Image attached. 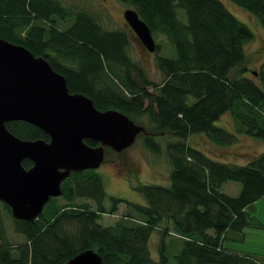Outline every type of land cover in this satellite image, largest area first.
<instances>
[{
  "label": "trees",
  "instance_id": "16d2710c",
  "mask_svg": "<svg viewBox=\"0 0 264 264\" xmlns=\"http://www.w3.org/2000/svg\"><path fill=\"white\" fill-rule=\"evenodd\" d=\"M119 1L137 11L154 39L164 36L170 45L173 56H165L156 43L162 84L153 83L129 56L125 32L107 30L87 11L73 12L60 0H0V38L44 57L66 77L71 93L89 97L97 109L117 110L133 121L150 113L154 133L141 139L148 151L161 154L159 134L179 138L170 153V186L137 184L146 205L111 197L108 210L102 176L86 170L63 182V195L53 198L35 222L15 220L0 202V264H66L86 250L98 252L103 264H264L224 245L248 228L264 229L252 216L264 198V152L241 166L215 161L187 142L195 134L220 147L236 144L239 136L264 142V66L238 70L246 65L245 47L254 33L220 0ZM230 1L264 28V0ZM255 72V78L248 76ZM226 113L233 133L215 125ZM7 128L22 140L49 141L25 122ZM23 165L32 167L29 160ZM230 182L240 184L237 196L223 192ZM82 199L95 208L79 203ZM122 203L128 211L119 221L99 223L104 214H117ZM4 212L25 239L18 246L9 241ZM159 230L163 238L155 261L149 243ZM170 236L176 239L166 242Z\"/></svg>",
  "mask_w": 264,
  "mask_h": 264
},
{
  "label": "water",
  "instance_id": "95a60500",
  "mask_svg": "<svg viewBox=\"0 0 264 264\" xmlns=\"http://www.w3.org/2000/svg\"><path fill=\"white\" fill-rule=\"evenodd\" d=\"M124 18L155 53L152 31L137 11L127 9ZM12 122L41 129L49 141L16 137L7 128ZM142 134L149 133L124 113L101 111L89 97L71 93L66 77L44 57L0 38V202L15 220L35 222L53 198L63 195L62 184L72 173L100 169L106 150L122 153ZM25 160L31 168L24 167ZM66 264H103V258L86 250Z\"/></svg>",
  "mask_w": 264,
  "mask_h": 264
},
{
  "label": "rangeland",
  "instance_id": "374dc122",
  "mask_svg": "<svg viewBox=\"0 0 264 264\" xmlns=\"http://www.w3.org/2000/svg\"><path fill=\"white\" fill-rule=\"evenodd\" d=\"M73 12L85 10L101 23V25L110 31H122L128 35L130 46L129 56L132 60L138 63L147 73L148 78L160 85L164 81V75L160 71L156 63V53L149 52L126 23L124 13L127 9H133L129 4L123 3L119 0H60ZM225 7L242 23L247 25L254 33V40L247 44L246 51V65L239 66L242 69L247 66L251 71H258L264 65V28L260 24L256 16L243 8L232 3L230 0H220ZM180 16H185L184 12H180ZM157 44L161 45V53L165 56H173V51L170 48L164 36H158L155 39ZM236 72V70H235ZM248 76L256 77L253 73ZM152 93L158 90H151ZM137 125L145 128L147 133H154V124L151 119V114H145L134 121ZM217 127L224 128L228 132L233 133V120L231 113H226L215 124ZM143 134L138 136L135 144L128 150L122 153H116L112 150H106V160L104 164L97 170L102 176L108 199L106 201L107 209H111L109 198L116 197L124 199L128 202L146 205L144 197L138 193L134 188L137 184L144 185H159L163 187L170 186V173L172 165L170 161V153L172 146L179 143L181 140L171 133L159 134L156 140L161 145V154L156 155L148 151L142 145ZM238 137V136H237ZM238 142L232 146L220 147L208 140L203 134H195L187 141L188 144L202 152L215 161L222 163H232L241 166L247 165L254 158L258 157L264 152V142L253 139L248 136H239ZM229 185V187H228ZM223 192L227 191L233 196H237L241 190L238 183H227L222 188ZM64 203L63 200L60 202ZM79 203H89L92 208L95 204L86 199L79 200ZM3 209V205L0 203ZM4 211V210H3ZM128 211L126 204H120L118 212L115 215L104 214L102 220L99 222L103 226L114 225L119 221L123 215ZM256 217L262 224H264V198L255 205V212L252 215ZM4 220L7 229L9 241L14 246H18L25 242L22 236L15 233L14 223L10 215L4 212ZM164 227V226H163ZM162 227V229H163ZM71 231L72 228L70 227ZM163 235L161 230L155 231L149 248L152 258L159 260V245L162 241ZM171 239H176L175 236H170L166 242ZM225 246L228 248L237 249L243 252L259 253L264 262V229L248 228L246 230V239L244 243L234 244L231 240L225 241Z\"/></svg>",
  "mask_w": 264,
  "mask_h": 264
},
{
  "label": "crops",
  "instance_id": "0c3cea01",
  "mask_svg": "<svg viewBox=\"0 0 264 264\" xmlns=\"http://www.w3.org/2000/svg\"><path fill=\"white\" fill-rule=\"evenodd\" d=\"M260 65H264V62L263 63H261ZM228 187H229V185H228ZM227 193L228 194H230L228 191H227ZM247 230V229H246ZM246 230L244 231V233H242V234H235V235H232V237L231 238H229V240H231L234 244H241V243H244L245 242V239H246ZM225 245V244H224ZM229 246H227V248H228ZM229 250H231V251H233V252H235V253H237V254H241V255H244V254H253V255H255V256H259V257H261L262 258V256L259 254V253H255V252H250V251H248V252H243V251H239V250H237V249H232V248H228ZM258 257V258H259ZM261 258H259L261 261H262V259Z\"/></svg>",
  "mask_w": 264,
  "mask_h": 264
},
{
  "label": "flooded vegetation",
  "instance_id": "af4514ba",
  "mask_svg": "<svg viewBox=\"0 0 264 264\" xmlns=\"http://www.w3.org/2000/svg\"><path fill=\"white\" fill-rule=\"evenodd\" d=\"M33 165V164H32Z\"/></svg>",
  "mask_w": 264,
  "mask_h": 264
}]
</instances>
